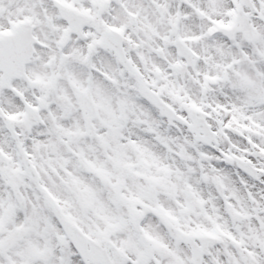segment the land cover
I'll list each match as a JSON object with an SVG mask.
<instances>
[{"label":"snow or ice","instance_id":"1","mask_svg":"<svg viewBox=\"0 0 264 264\" xmlns=\"http://www.w3.org/2000/svg\"><path fill=\"white\" fill-rule=\"evenodd\" d=\"M0 264H264V0H0Z\"/></svg>","mask_w":264,"mask_h":264}]
</instances>
